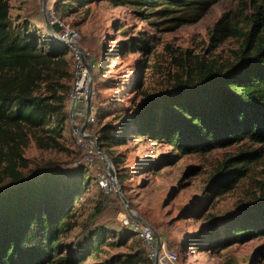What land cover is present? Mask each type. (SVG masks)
I'll use <instances>...</instances> for the list:
<instances>
[{
  "label": "rangeland",
  "instance_id": "1",
  "mask_svg": "<svg viewBox=\"0 0 264 264\" xmlns=\"http://www.w3.org/2000/svg\"><path fill=\"white\" fill-rule=\"evenodd\" d=\"M8 1L15 25L28 26L47 39L43 0ZM68 3L47 0L46 9L52 6L58 18L75 26L82 33L80 43L94 53L96 106L99 109L102 104V123H118L151 96L189 77L185 64L193 69L201 62L222 67L238 60L245 36L214 41L212 30L227 11L247 30L246 22L254 11L252 0H217L198 20L184 22L168 16L145 17L146 8L108 0ZM259 35H264V28ZM41 48L47 51L51 46L46 42ZM67 57L71 61L70 51ZM47 77L40 81L41 91L47 90ZM258 146L244 139L211 151L184 154L168 141L133 134L108 154L130 209L150 221L168 246L177 250L180 264H264V235L224 248L199 243L200 237L217 228L222 215L251 205L264 191V152L249 163L248 173L229 191L217 194L207 187L224 159ZM78 156L67 126L0 120V183L13 178V168L27 175L49 163L72 165ZM112 157H117L116 162ZM86 173L88 188L68 218L49 264H67L62 258L68 254L76 258L68 264H120L127 253L143 248L139 238L125 232L121 214L127 206L120 188L107 193L97 185L93 171ZM97 227H104L108 237L97 249L81 251L85 236Z\"/></svg>",
  "mask_w": 264,
  "mask_h": 264
},
{
  "label": "trees",
  "instance_id": "2",
  "mask_svg": "<svg viewBox=\"0 0 264 264\" xmlns=\"http://www.w3.org/2000/svg\"><path fill=\"white\" fill-rule=\"evenodd\" d=\"M57 1L69 2L70 6L96 0ZM108 1L146 8L145 17L160 15L191 22L217 0ZM252 2L254 11L246 22L247 30L239 27L232 11L225 12L212 30L214 41L245 36L238 60L222 67L201 62L193 69L185 64L189 77L151 96L118 123L100 121V103L95 133L102 148L109 153L110 148L126 143L133 134L168 141L184 154L207 152L244 139L260 143L255 149L224 159L207 185L217 194L232 189L250 170L249 163L264 152V35H259L264 28V0ZM48 36L43 39L28 26L15 25L9 1L0 0V120L33 126L55 122L69 130L66 102L73 80V60L67 57L70 49L66 43L50 32ZM46 42L51 46L47 51L41 48ZM46 74L50 75L45 79L47 90L41 91L40 81ZM112 158L116 162L117 157ZM87 170L74 163L61 167L49 163L27 175L13 168V178L0 183V264H49L54 260L64 226L88 188ZM124 225L125 232L139 238ZM256 235H264V191L251 205L222 215L217 228L200 237L199 243L209 246L206 248H224ZM107 237L104 227L93 229L80 245L81 251L97 249ZM142 245L127 253L120 264H152ZM75 259L68 254L62 261L68 264Z\"/></svg>",
  "mask_w": 264,
  "mask_h": 264
},
{
  "label": "built area",
  "instance_id": "3",
  "mask_svg": "<svg viewBox=\"0 0 264 264\" xmlns=\"http://www.w3.org/2000/svg\"><path fill=\"white\" fill-rule=\"evenodd\" d=\"M47 14L51 23L61 24L62 29L58 35L69 46L73 60V80L68 93L66 111L70 134L79 151V156L74 163L84 165L93 171L96 183L103 191L116 192L119 188L112 173V162L106 156L99 137L95 133L98 91L95 84L94 53L89 47L80 43L82 33L75 26L58 18L52 6L47 9ZM90 66L94 69L92 86H90L92 79ZM88 98L91 99L90 113H88ZM121 221L142 240L152 264H180L177 250L168 246L160 232L161 244L159 245L156 228L150 221L141 219L127 209L121 214Z\"/></svg>",
  "mask_w": 264,
  "mask_h": 264
},
{
  "label": "water",
  "instance_id": "4",
  "mask_svg": "<svg viewBox=\"0 0 264 264\" xmlns=\"http://www.w3.org/2000/svg\"><path fill=\"white\" fill-rule=\"evenodd\" d=\"M47 0H43V9H44V18H45V24H46V29L54 36L56 37L57 39H59L61 42L65 43V41L58 35V32L62 29V26L59 22H54V23H51L49 17H48V14H47ZM90 69H91V75H92V79H91V82H90V86L93 85V78H94V69L92 68V66H90ZM91 112V99L88 98V113ZM104 152L106 153V156L108 157L109 161L112 162L108 152L104 149ZM114 178H115V181L117 182V185H118V188H120V194H121V197L123 199V201L125 202L126 206H127V210L130 212V213H134L132 209H130L129 205H128V199L124 196L123 192H122V189H121V184L119 182V180L115 177V175H113ZM135 214V213H134ZM141 219L143 220H146L145 218L141 217ZM156 231V234L157 236L159 237V245L161 244V238H160V233L157 229H155Z\"/></svg>",
  "mask_w": 264,
  "mask_h": 264
}]
</instances>
